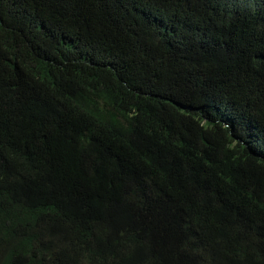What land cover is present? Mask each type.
Wrapping results in <instances>:
<instances>
[{"label": "trees", "instance_id": "obj_1", "mask_svg": "<svg viewBox=\"0 0 264 264\" xmlns=\"http://www.w3.org/2000/svg\"><path fill=\"white\" fill-rule=\"evenodd\" d=\"M0 264H264V0H0Z\"/></svg>", "mask_w": 264, "mask_h": 264}]
</instances>
